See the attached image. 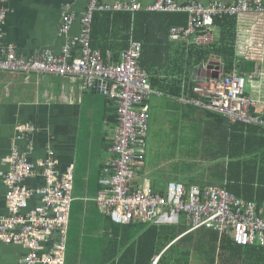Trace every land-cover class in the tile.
<instances>
[{
    "label": "crops",
    "instance_id": "0c3cea01",
    "mask_svg": "<svg viewBox=\"0 0 264 264\" xmlns=\"http://www.w3.org/2000/svg\"><path fill=\"white\" fill-rule=\"evenodd\" d=\"M99 1L103 4H111L126 0ZM135 1L142 7L139 12L129 13L130 24L135 21V28H133V24L130 26L129 21L127 22L120 15H98L95 13L94 30L93 33L91 30L90 35V37L99 39L94 42L95 49L100 52L105 50L106 53L114 51L115 54H120L126 47L121 41L123 37H169L170 28L187 27L188 15L186 13L149 12L145 8L153 0ZM188 1L178 0L181 4H186ZM197 1L202 5H208L215 1L229 4L234 0ZM87 3L88 0H5L4 6L7 12L6 19L0 26V40L3 44L14 45L16 53L24 58L38 53L42 49H50L53 53L58 54L61 46L65 43V40L60 38L63 36H59L58 33L62 18L67 14H74L76 21L73 23L68 37L76 36L80 29L79 19L85 12ZM170 23L173 24L169 26ZM234 32L236 37L235 67L246 75L254 74L253 80L258 81V83L250 84L251 87L247 86L245 94L264 102L262 99L264 96L263 84H261L264 80V15L253 14L237 17ZM204 34L207 32L199 30L190 37ZM223 36L224 33L220 28L213 26L210 31L211 44L218 37ZM106 45L114 48L105 49ZM110 56L112 57V53ZM210 65L218 66L219 63L213 62L207 66ZM207 66L196 72L193 81L206 77V71L203 74V69H206ZM219 66L221 67V65ZM248 67L251 69L250 71L247 70ZM214 71L215 69L210 70V74ZM80 86L81 82L78 79L58 78L43 74L22 75L0 72V215L8 214L3 177L8 170L5 160L10 154L15 136L14 128L16 125L29 124L33 131L24 140L17 143L18 149L27 153L29 161L31 163L43 161L47 152L51 151L57 161L56 170L59 173H63L70 167L72 170V202L64 264H68L72 257L71 264H117L124 251V240L140 235V231H144L150 226L182 224L186 230L178 238L202 229L201 227L190 231L181 218L179 222L173 224H148L134 221L127 225H120L112 222L97 208L94 199L99 189L97 182L100 171L104 162L112 156L109 149L115 126V108L102 94L83 92ZM156 91L159 94L151 98L158 101L151 102L150 98L147 102L148 111L149 115L152 109L161 112V127L166 136L179 140L181 143H194L200 150L205 149V152L198 153L200 163L212 164L223 158L226 164L223 169L219 170L220 179L217 185L208 184L209 177L206 180L207 184L202 185L191 179L185 184L180 180H169L165 183V180L152 173V166L148 159L149 152L146 151L144 140V157L137 164L138 183L148 185L152 192L161 195L165 193L169 183H181L186 190L193 186L200 189L226 186L227 168L231 163L228 146L232 126L241 127L242 125L245 129L257 126L264 129V125L231 123L219 114L201 109L193 104L182 103L180 98L185 96L183 92L175 95ZM184 91L187 90L184 89ZM186 94L188 97L194 98L190 94ZM263 113L260 107L253 112L261 119ZM28 146H30V150H28ZM243 146H245V142ZM92 148L96 149V155L93 154ZM242 154H245V151H242ZM255 155L264 157V153L261 151L255 152ZM258 165L262 166L263 164ZM247 170L250 171V169ZM213 172L210 178L215 181L213 177L217 178L218 175L215 174V170ZM42 185L43 179L39 174L32 176L24 183V186L28 188H37ZM253 187L254 195L242 200L261 206L264 204V186L254 184ZM39 204V198L33 197L28 202V208H34ZM206 235H210V233L205 232L204 229L197 234L209 249L211 244H208L204 239ZM220 239L218 238V241ZM67 243L70 252L66 262ZM218 246L216 242L215 251L217 252L213 261H208L202 252H198V255L192 254L190 264H218ZM167 247L153 255L149 264L155 257H161ZM199 251H201L200 248ZM193 252H197V250H193ZM25 253L26 249L20 244L0 242V264H20ZM107 258L109 259L106 260Z\"/></svg>",
    "mask_w": 264,
    "mask_h": 264
},
{
    "label": "built area",
    "instance_id": "2783aa9c",
    "mask_svg": "<svg viewBox=\"0 0 264 264\" xmlns=\"http://www.w3.org/2000/svg\"><path fill=\"white\" fill-rule=\"evenodd\" d=\"M5 0H0V26L6 19ZM135 0L103 4L88 0L79 19V32L68 37L76 21L74 14L62 18L58 28L65 43L58 54L42 49L27 58L16 53L15 46L0 40V72L12 74H43L58 78L78 79L83 92L100 93L115 106V126L109 151L112 156L103 164L97 195L94 199L99 210L120 225L134 221L148 224L177 223L183 219L190 231L213 228L231 235L238 246H264V204L245 202L218 187L186 190L181 183H169L163 195L154 193L138 183L137 164L144 157L143 142L147 136L149 111L147 102L159 93L152 89L148 75L141 68V43L129 40L121 51L119 62L113 63L110 53L91 47L90 33L96 12H139ZM156 13H186L187 27H172L169 40L184 46L205 47L211 44L210 31L215 19L237 18L242 15H264V0H234L229 4L211 2L202 5L197 0L181 4L178 0H153L145 8ZM207 34L190 37L196 31ZM234 68L217 79H195L192 93L180 98L182 103L193 104L227 118L231 123L264 125L253 112L258 107L264 112V102L245 94L246 82L255 76ZM10 154L5 162L8 170L3 177L6 187V216L0 215V242L20 244L26 253L20 264H64L67 228L72 202V170H56L57 161L49 151L43 161L31 163L26 152L17 143L33 131L29 124L16 125ZM30 150V146H28ZM40 175L44 185L37 188L24 186L27 179ZM38 197L40 204L28 208V202ZM159 256L151 264H157Z\"/></svg>",
    "mask_w": 264,
    "mask_h": 264
},
{
    "label": "trees",
    "instance_id": "16d2710c",
    "mask_svg": "<svg viewBox=\"0 0 264 264\" xmlns=\"http://www.w3.org/2000/svg\"><path fill=\"white\" fill-rule=\"evenodd\" d=\"M96 13L98 15H120L127 22L129 21L130 26L133 24V28H135V21L130 24L129 12ZM94 15L95 13L92 17V33L94 30ZM236 19V17L215 19L214 26L219 27L224 36L218 37L213 44L205 47L193 45L186 47L180 43L171 42L168 37H123L121 41L125 44V49L128 47L130 39L141 43L139 64L146 71L152 89L175 95L186 89V93L195 97L192 93L195 84L193 77L198 70L213 62H218L221 65V74L230 73L233 70L235 64L236 37L234 31ZM172 24L170 23L169 26ZM95 41H99L98 37H90V45L94 49ZM104 48L114 47L106 45ZM101 53L104 55L106 51L102 50ZM111 53L112 62L118 63L120 54H115L114 51H111ZM107 101L114 106L108 99ZM262 119L264 120V113ZM238 124L240 125V123ZM230 137L228 148L231 163L229 167L227 166L226 186L221 188L239 199H248L254 195V184L264 186V157L255 155V152L259 151L264 153V129L257 126L252 129H245L242 125L241 127L232 126ZM244 142L245 146H243ZM242 151H245V154H242ZM260 163L263 165L259 166ZM247 169H250V171ZM202 229L210 233V235L204 236L206 242L211 244L209 249L200 240L201 237L197 236ZM202 229L178 238L186 230L182 224L160 227L150 226L144 231H140V235L128 237L124 240V251L117 264H126L127 262L130 264H149L152 256L159 253L166 246L168 247L157 264H190L192 254L198 255V252H202L208 261H213L217 252L215 251L216 242L219 245L218 264H264V246H238L234 243L231 235L221 234L213 228ZM176 238L178 239L173 242ZM218 238L221 239L218 241ZM171 242L173 243L169 246ZM199 248L201 251H199ZM193 250H197V252H193Z\"/></svg>",
    "mask_w": 264,
    "mask_h": 264
},
{
    "label": "rangeland",
    "instance_id": "374dc122",
    "mask_svg": "<svg viewBox=\"0 0 264 264\" xmlns=\"http://www.w3.org/2000/svg\"><path fill=\"white\" fill-rule=\"evenodd\" d=\"M248 71L251 69L248 67ZM264 81V80H263ZM260 81L264 85V82ZM258 83L256 80L246 82V87H251L252 84ZM251 84V85H250ZM262 85V90L264 94V86ZM264 100V96L262 97ZM158 101L155 98H151V102ZM152 109L149 115L148 121V131L147 137L145 139L146 151L148 153V159L150 160V165L152 166V173L156 177L165 180V183L169 180H180L184 184L188 180H193L197 184H207V178L209 177L208 184L217 185L220 176L219 170L225 166L226 161L223 158L212 163L204 164L200 163V155L198 153L205 152V149L200 150V148L194 143L180 142L179 140L171 139L166 133L162 131L161 127V117L162 114L159 111H154ZM157 110V109H156ZM93 149V154L96 155L97 151ZM218 177H213V181L210 178L213 170ZM214 173V172H213ZM204 177V179H203ZM69 238V236H68ZM70 252L69 244L67 243V254L66 262L68 261V256ZM73 262V257L68 264Z\"/></svg>",
    "mask_w": 264,
    "mask_h": 264
},
{
    "label": "water",
    "instance_id": "95a60500",
    "mask_svg": "<svg viewBox=\"0 0 264 264\" xmlns=\"http://www.w3.org/2000/svg\"><path fill=\"white\" fill-rule=\"evenodd\" d=\"M215 69L214 72H211L210 74V70H213ZM205 71H206V77L207 78H213V79H217L219 77V73H220V66H214V65H210V66H207L206 69H203V74H205ZM209 71V72H208Z\"/></svg>",
    "mask_w": 264,
    "mask_h": 264
}]
</instances>
